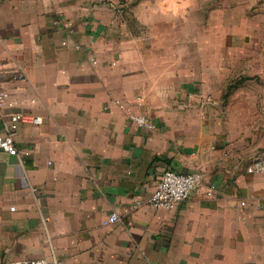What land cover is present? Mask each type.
I'll list each match as a JSON object with an SVG mask.
<instances>
[{
	"label": "crops",
	"instance_id": "obj_1",
	"mask_svg": "<svg viewBox=\"0 0 264 264\" xmlns=\"http://www.w3.org/2000/svg\"><path fill=\"white\" fill-rule=\"evenodd\" d=\"M207 13L201 0H0V89L42 120L19 127V155L0 150V264H264V173L247 171L264 153L214 103L251 78L218 67L224 31ZM164 170L203 179L174 211L133 208Z\"/></svg>",
	"mask_w": 264,
	"mask_h": 264
},
{
	"label": "rangeland",
	"instance_id": "obj_2",
	"mask_svg": "<svg viewBox=\"0 0 264 264\" xmlns=\"http://www.w3.org/2000/svg\"><path fill=\"white\" fill-rule=\"evenodd\" d=\"M201 5L207 6L209 23H217V29L222 26L224 31L223 50L217 45L223 59L218 67L227 80L251 78L232 95L223 97L224 90L218 91L214 103L221 104L223 112L230 111L232 120L239 117L240 123L233 121V129L246 135L255 154H263L264 0H201Z\"/></svg>",
	"mask_w": 264,
	"mask_h": 264
},
{
	"label": "built area",
	"instance_id": "obj_3",
	"mask_svg": "<svg viewBox=\"0 0 264 264\" xmlns=\"http://www.w3.org/2000/svg\"><path fill=\"white\" fill-rule=\"evenodd\" d=\"M16 80H23V73L14 75ZM2 76L0 75V81ZM30 103L34 100L30 99ZM26 103L24 99L13 96L10 92L0 89V121H4V128L0 131V150L6 152L10 156H17L21 152L15 143V134L19 127L23 124L40 125L42 120L29 113H26L22 107ZM119 108H123V104L115 101ZM129 120L137 127L147 131L154 130L155 126L145 119L142 115L129 114ZM27 154V152H24ZM249 173L263 174L264 165L260 159H255L254 163L247 169ZM203 174L200 171L191 173H177L172 170H164L154 189L147 199L139 198L135 201L133 208L146 204L154 209L165 211H174L181 203L187 201L191 192L201 183ZM115 214L108 216L101 222L102 227L107 228L118 222ZM8 264H49L42 259H23Z\"/></svg>",
	"mask_w": 264,
	"mask_h": 264
},
{
	"label": "trees",
	"instance_id": "obj_4",
	"mask_svg": "<svg viewBox=\"0 0 264 264\" xmlns=\"http://www.w3.org/2000/svg\"><path fill=\"white\" fill-rule=\"evenodd\" d=\"M245 80H247V78H241L239 82H243Z\"/></svg>",
	"mask_w": 264,
	"mask_h": 264
}]
</instances>
